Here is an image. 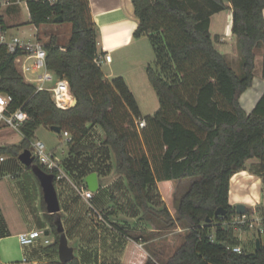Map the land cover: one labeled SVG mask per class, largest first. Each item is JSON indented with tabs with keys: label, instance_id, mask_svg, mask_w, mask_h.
Wrapping results in <instances>:
<instances>
[{
	"label": "trees",
	"instance_id": "obj_1",
	"mask_svg": "<svg viewBox=\"0 0 264 264\" xmlns=\"http://www.w3.org/2000/svg\"><path fill=\"white\" fill-rule=\"evenodd\" d=\"M132 1L139 19L134 36L147 35L155 53L147 73L158 94L159 109L144 116L125 79H108L95 63L102 52L89 0H58L53 6L31 2L33 24L58 18L57 22L72 25L64 44L52 37L45 48L48 68L68 80L77 103L59 107L51 92L39 90L18 68L16 58L22 50L3 52L0 88L12 96V108H22L28 118L20 130L22 144L0 146V154L18 156L24 149L31 150L30 140L39 127L60 126V134L68 131L72 137L70 150L76 160L86 162L78 172L70 167L76 182L84 183V177L95 172L91 163L97 151L104 162L107 150L111 151L115 170L127 179L144 216L158 220L162 229L181 223L187 228L168 259L154 256L146 264H264L261 237L259 249L249 252L243 247L236 252L233 248L240 246L236 228L225 224L237 214L229 202L232 176L244 170L251 158L261 159L264 167V94L251 113L240 101L253 86L258 51L264 47V0ZM226 9L233 12L232 33L241 55V74L216 48L211 31L212 17ZM140 120L146 121L145 127H138ZM96 125L105 132L103 142L85 144ZM1 166L3 172L5 166ZM170 180L191 182L179 200L176 216L152 189L156 182ZM219 208L226 210L224 216L216 215ZM45 217L57 238L43 250L58 255L61 215L46 213ZM115 227L123 231L120 225ZM48 264L81 263L76 257Z\"/></svg>",
	"mask_w": 264,
	"mask_h": 264
},
{
	"label": "crops",
	"instance_id": "obj_2",
	"mask_svg": "<svg viewBox=\"0 0 264 264\" xmlns=\"http://www.w3.org/2000/svg\"><path fill=\"white\" fill-rule=\"evenodd\" d=\"M89 1L93 19L98 27V49L102 53H110L112 55V61L104 62L101 68L108 79L122 76L135 95L139 107H141L134 85L147 86V83L145 84L144 72L147 73V67L152 61L149 58L151 57L149 52L151 50L154 52V50L147 35L138 38L134 36L139 26V19L135 14L133 1ZM228 10V23L224 34H214L213 32V18L216 14L212 17L211 31L216 48L226 55L231 64L232 56L237 55L240 57V53L237 49V39L232 33L233 12L231 9ZM119 38L120 40L118 41ZM67 40L68 38H66L64 43ZM262 49L264 55V48ZM257 61L259 66L256 69L261 78L255 70L253 86L246 90L240 98L243 108L248 113L253 111L264 94L263 59L260 60L259 54L256 59V67ZM17 66L18 68L20 66V71L24 74L27 81L35 85L38 84L37 74L30 71L34 78L29 80L25 75L29 72H23L21 64ZM103 66H107L110 72L106 73ZM134 68L139 69L136 74L132 71ZM94 128L95 126L91 131ZM103 140L104 138L98 144H101ZM3 145L11 144L0 143V146ZM107 152L108 154L105 156L106 162L100 159L97 163L94 159L93 163H91V167L98 174L100 185L99 189L94 192L92 202L96 207H99V202L96 200V193L99 190H108L111 198L106 208L103 210L99 209L104 214L103 221L89 219L85 209H83V206L88 208V202L79 193L70 199L64 193L60 195L58 192L61 204V211L59 212L61 214L60 222L63 223V219L68 218L69 224L75 223L74 225L81 232V237L84 236L82 242L87 251L85 250V252L83 251L79 255H76V248L73 246L76 257L80 260L81 264H146L148 259L154 258V256H159L161 259L166 260L172 248L171 241L167 237L173 232H171V229H168L169 232L160 233L162 230L167 229L158 228L155 225V218L149 219L145 217L149 223L146 222L144 214L141 215L140 209L136 206L134 193L129 189L127 179L115 170L114 154L108 150ZM97 154L98 156L101 155L99 151H97ZM0 156L2 155L0 154ZM262 163V160L259 158L249 159L246 162L245 169L232 176L233 178L237 174H242L239 175L237 184L233 185L232 178L230 181V204L233 206L239 203L245 204L247 209H251L249 215L255 221L264 219V167H262ZM4 164L6 165L3 172H0V182L9 176V173L8 175H4V172H10V175L17 179L15 185H13V189L14 187L17 189L18 192L15 191V194L18 193L20 197L14 201L11 199L5 201L0 196V264H48L52 260H59V253L58 255L46 253L43 250L44 247L38 242L32 245H23L21 243V233L32 230H45L49 234L48 228L50 223L45 217V214L48 212L47 208L44 207L45 201L40 182L36 175L33 174L34 172L32 171L33 173H31L29 171L32 169L21 165L22 163H19V161H12L8 164L7 157L4 161H0V165ZM14 167L15 169L13 170ZM87 176L84 177V184L86 185ZM174 182L171 180L156 182L152 186V189L156 195L160 196L161 201L166 203L165 193L169 194L171 192ZM114 202H116L115 205L120 206V210L122 211L118 216L115 215L117 209L112 205ZM126 203L130 205L126 206ZM130 206H132L133 211L135 209L133 215L129 213L128 208ZM110 209L113 210L111 211ZM107 210L110 214H107ZM236 217L237 215L233 216L231 221L225 224L233 225L232 221ZM116 224L123 227V231L118 230L115 227ZM177 225L180 228V224ZM103 226L106 227L103 228ZM237 229H235V234ZM241 229L245 230L244 228ZM184 230H187V228ZM177 231L181 232V229H177ZM183 234L181 233V236ZM236 237L240 240L241 248L245 247L248 250L251 240L249 239L248 243H245L237 235ZM75 241L74 239V243Z\"/></svg>",
	"mask_w": 264,
	"mask_h": 264
},
{
	"label": "rangeland",
	"instance_id": "obj_3",
	"mask_svg": "<svg viewBox=\"0 0 264 264\" xmlns=\"http://www.w3.org/2000/svg\"><path fill=\"white\" fill-rule=\"evenodd\" d=\"M228 13H229V10L226 9V10L222 11L221 13L216 14L214 16L213 28H212L214 34H224L225 27L228 23ZM10 33L15 35V36H19L21 39H23L25 41H28V40H31L33 42L39 41V42L45 44L52 37H57L58 41L60 43H64L66 38H69V36L71 34V24L68 22L59 23V22L54 21L52 23L42 24L40 26H37L31 22L29 12L25 9V11L21 17L17 18L16 20H13V22L10 23ZM149 53L151 54L150 55L151 57H149V58H150V60H152L150 64H153L154 59H155L154 58L155 54L152 50ZM258 54L260 55V60H262L263 59V49L259 50ZM240 57H241V55H240ZM240 57L235 55V56H232V59H231V61H232L231 65L238 71L239 74L242 73V69H241L242 60ZM32 62H33V60H30L29 64L31 65ZM117 63H118V61H117ZM258 66H259V64L257 61V67H256L257 69H258ZM19 69H20V66H19ZM103 69L105 70L106 73L110 72L109 68L107 66H103ZM257 69H256V73L258 76H260ZM132 71H134V73L136 74L139 71V69L134 68ZM25 75H26L27 79H29V80L34 78V76L31 72L26 73ZM144 75H145L144 76L145 77V84L147 83V86H145V85L142 86L140 84H136V85H134V87L136 89L137 96L140 100V104H141L140 108H141L142 114L143 115H149V114H154L159 109L160 102H159L158 94H157L155 88L153 87V85L151 84L149 77L147 76V73L144 72ZM260 78H261V76H260ZM104 136H105V132H104L103 128L99 125H96L95 128L85 137L83 142L85 144H87L89 142L98 143L102 138H104ZM23 139H24L23 134L20 131L12 130L11 128L6 127V126H0V143L11 144V145H21ZM38 140L42 141L46 145V147L49 151L55 152L57 157L61 160V166H62L63 170L68 174V176L71 177V180L73 182H76L75 177L72 176L73 172H71L70 167H72L73 170L78 172L79 169L86 166L85 165L86 162L83 163L82 160H76V156L73 153H71L68 138L64 134L57 133L51 127L43 125V126L38 128V130L35 133V136L30 140L31 150L34 149L33 145L31 143L36 142ZM23 151L24 150H22L20 152V154ZM87 155L88 154H84V157H88ZM2 156H4L5 158L7 157L8 164L11 163L12 161H19V163H22V162H20L19 155L17 156L14 153H7V154L2 155ZM94 158H95V162H97V163L100 161V159H102L101 155H99V156L97 155ZM5 165L6 164H4V166ZM21 165H24V164L22 163ZM24 166L26 167V165H24ZM0 167H2V166L0 165ZM14 169H15V167L13 168V170ZM29 171H31V173H33L32 170H29ZM8 173H9V176L5 177L0 182V196L5 201H7L9 199L14 201L15 199H19V197H20L18 193L15 194V191H17V189L15 187L13 189V185H15L17 179L13 178L10 175L11 173L8 171H5L4 175H8ZM72 181H70L68 178H65L64 180L57 181L56 188H57L60 195L62 193H64L70 199H72L73 197L76 196L77 191L74 188V186L71 184ZM190 183H191L190 180L181 181V182L175 181L173 184V187L171 189V192H170L171 194L165 193L166 194V200H167L166 204L174 216L177 215V205L179 203V200L182 197V195L184 194V192L187 190V188L189 187ZM96 195H97L96 200L99 202L98 203L99 207H97V208L100 210L101 209L103 210L104 208L107 207L108 202L111 200L109 192H108V190L107 191L99 190L96 193ZM115 204H116V202H114L112 205L114 206L115 209H117L115 215L118 216V214L122 211L120 210V206L115 205ZM125 205L129 206L130 204L128 205V203H126ZM83 209H85V211H87L86 210L87 207L83 206ZM110 210L112 211L113 209H110ZM128 210L130 211V212L129 211L128 212L132 215L135 213V209L133 211L132 206H130L128 208ZM106 212H107V214H110V212L108 210ZM113 213H114V211H113ZM121 215L123 216V214H121ZM141 215H143L142 211H141ZM145 217L146 216H144V218ZM67 219L68 218L63 219L62 225L64 226V228H67L65 230V233L68 237L69 244L71 246H75L76 255H79L81 252H83V251L85 252V250H86V247L83 245V242H82V238L84 236L81 237V232L77 228V226L74 225L75 223H73L71 225V224H69V221ZM89 219H91V218H89ZM145 220H146V222H148L147 218H145ZM155 225L158 228L162 227L161 223L158 220H155ZM232 226H234L236 229L240 228V229L236 230V235L242 241H244L245 243H248L247 241H249V239L251 240V242H249V247H248V250L251 252L255 251V249H256V239L258 237H261L262 241L264 242V234L259 233V229H258L259 226L258 225H256L254 228H245L244 227L245 230L241 229V227L236 225V224H233ZM105 227L106 226H103V228H105ZM177 229L178 230L181 229V232L177 231ZM184 229H185V226L182 223L180 224V228L178 227V225L174 228H171V232H173V233L169 237H167L171 241V245H172L171 253L169 255L174 253V251L182 243L185 232H187V230H184ZM246 229H249V230H246ZM48 231H49L48 238L52 242H54L57 238V234H56L55 230L51 226H49ZM167 231H168V229L162 230V232H160V233H164ZM181 233H184V234L181 236ZM74 239L76 240L75 243H74ZM38 243L41 244L43 247L48 246L47 244H45L44 239L39 240ZM115 248L117 249L116 246H115ZM114 253H116V252H114Z\"/></svg>",
	"mask_w": 264,
	"mask_h": 264
},
{
	"label": "built area",
	"instance_id": "obj_4",
	"mask_svg": "<svg viewBox=\"0 0 264 264\" xmlns=\"http://www.w3.org/2000/svg\"><path fill=\"white\" fill-rule=\"evenodd\" d=\"M31 2L53 6L58 0H0V64L3 52L15 54L19 50H22L23 53L16 58L17 65L21 64L23 72L33 71L37 74V88L39 90L51 92L54 101L59 107L64 109L69 108L74 106L75 97L71 92L68 80L56 76L55 73L48 68L45 44L39 41H25L19 36L10 33V23L21 17L25 9L29 12L30 20H32ZM30 60H33L31 65L29 64ZM94 61L101 67L104 62L112 61V55L110 53H98ZM12 101V96L5 93L0 88V126H6L12 130L20 131L28 116L22 108L14 110L12 108ZM137 124L139 128H143L146 126V121L140 120ZM63 134L68 140L72 139L68 131L63 132ZM31 144L34 148L31 150L32 155L35 157V160L39 161L41 166L47 169L45 171L54 174L57 181L64 180L65 178L72 181L71 177L63 170L61 160L57 157L55 152L49 151L46 145L40 140ZM4 159V156H0V161H4ZM71 184L74 186L77 193L88 202L86 211L87 216L97 221H103L104 214L92 202L94 192L84 183L72 181ZM263 222L264 219L261 221L253 220L246 212L245 214H237L232 224H236L241 228H254L258 225L259 233L264 234ZM48 235L49 234L45 230H32L30 232L21 233L20 241L23 245H32L44 239L45 244L49 245L52 241L48 238ZM233 250L242 252L241 246H236Z\"/></svg>",
	"mask_w": 264,
	"mask_h": 264
},
{
	"label": "water",
	"instance_id": "obj_5",
	"mask_svg": "<svg viewBox=\"0 0 264 264\" xmlns=\"http://www.w3.org/2000/svg\"><path fill=\"white\" fill-rule=\"evenodd\" d=\"M61 21H63L62 17H59ZM58 21V18L55 20ZM77 103V99L75 98L74 105ZM52 129L57 133H61L62 129L60 126H53ZM20 161L31 168L36 177L38 178L40 185L43 191V198L46 203L47 212L50 214L59 213L61 211V204L58 195V191L55 184V175L52 173H48L42 167H40L35 162V157L32 155V151L30 149H24V151L19 155ZM86 183L90 190L96 192L99 189V178L97 172H92L86 177ZM237 214H245L247 212V207L245 204H237L236 205ZM226 214V210L223 208H219L216 211L217 216H224ZM210 220V219H208ZM58 231L61 234L59 240V260L63 263L70 262L76 258L75 249L73 246L69 244L68 237L65 233V228L60 222L58 225ZM261 247L260 238L256 241V248L259 249Z\"/></svg>",
	"mask_w": 264,
	"mask_h": 264
},
{
	"label": "bare ground",
	"instance_id": "obj_6",
	"mask_svg": "<svg viewBox=\"0 0 264 264\" xmlns=\"http://www.w3.org/2000/svg\"><path fill=\"white\" fill-rule=\"evenodd\" d=\"M125 24V23H124ZM123 24V25H124ZM110 25V24H109ZM126 26V25H125ZM127 29V28H126ZM116 37V36H115ZM124 37V36H123ZM114 38V37H113ZM122 38V37H121ZM120 40V38L118 39V41ZM122 41V40H121ZM120 43V42H119ZM245 174V173H244ZM239 175H242V174H237V175H235L233 178H232V182H233V185H235V184H237L236 182H237V180H238V177H239ZM256 189V188H255ZM254 191V190H253ZM251 192V191H250ZM255 193V192H254ZM253 194V193H252ZM235 197V196H234ZM249 201V200H248ZM247 201V202H248ZM252 201V200H251ZM253 202V201H252Z\"/></svg>",
	"mask_w": 264,
	"mask_h": 264
}]
</instances>
